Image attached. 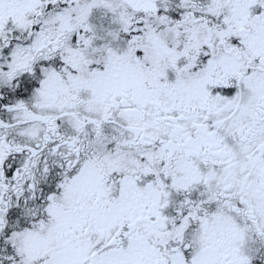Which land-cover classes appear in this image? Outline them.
Listing matches in <instances>:
<instances>
[{
  "label": "snow or ice",
  "instance_id": "snow-or-ice-1",
  "mask_svg": "<svg viewBox=\"0 0 264 264\" xmlns=\"http://www.w3.org/2000/svg\"><path fill=\"white\" fill-rule=\"evenodd\" d=\"M0 264H264V0H0Z\"/></svg>",
  "mask_w": 264,
  "mask_h": 264
}]
</instances>
